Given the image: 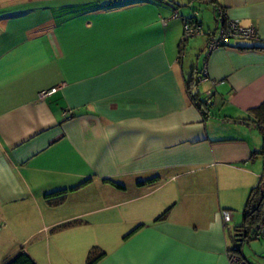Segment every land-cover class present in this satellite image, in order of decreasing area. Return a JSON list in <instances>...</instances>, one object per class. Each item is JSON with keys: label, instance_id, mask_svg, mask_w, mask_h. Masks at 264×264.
<instances>
[{"label": "crops", "instance_id": "obj_1", "mask_svg": "<svg viewBox=\"0 0 264 264\" xmlns=\"http://www.w3.org/2000/svg\"><path fill=\"white\" fill-rule=\"evenodd\" d=\"M119 2L0 0V217L40 220L28 239L49 235V264L51 247L71 264L95 247L105 254L96 264H230V253L258 264L244 244L260 241L264 259V241L252 230L236 252V235L264 175L250 113L264 104V0ZM221 7L260 40L209 51ZM194 17L205 35L182 47ZM205 68L194 92L203 102L211 92L208 116L188 92ZM76 187L58 206L46 198ZM28 239L24 251L46 264Z\"/></svg>", "mask_w": 264, "mask_h": 264}, {"label": "trees", "instance_id": "obj_2", "mask_svg": "<svg viewBox=\"0 0 264 264\" xmlns=\"http://www.w3.org/2000/svg\"><path fill=\"white\" fill-rule=\"evenodd\" d=\"M109 5H110V3H109ZM222 9L225 10L224 8H222ZM175 15L178 16L177 13ZM215 18H216V10H215ZM192 21L198 22V24L201 25L200 21L196 17H194L192 19L185 20L184 21V32H185V22H192ZM183 37H184V35H183ZM191 39H193V38H191ZM191 39L186 40V41H183V39H182L181 46L185 47L187 42L190 41ZM182 56H183V51H182ZM194 74H196V73L194 72ZM198 84H199V82H198L197 77H195V78L193 77L192 79H190L188 81V92H189L190 98L197 104V106L204 112V114L208 116L209 115L208 107L211 103H208L207 100H205L203 102L200 99L199 94L197 92L196 93L194 92L196 87H198ZM206 98H207V96H206ZM250 113L256 117V119L258 120L257 127L264 134V104L261 105L260 107L256 108V109H253ZM88 182L89 181H86L81 186L86 185ZM149 182H153V181L151 180ZM114 186L122 188L121 186L116 185V184H114ZM80 187H78V188H80ZM78 188L76 187V188H73L70 190L58 191L56 193H52V194L47 195L46 198L48 199V201L50 202L51 205L58 206V205L63 203L65 198L70 193L74 192ZM167 213L168 212H166L164 215H162L158 220H162L167 215ZM263 216H264V175L260 179L259 184L251 190L248 201H247L246 206H245L244 211H243V224H242V232L241 233L243 234V238L245 241L246 240H248V241L253 240L251 237V232L254 229V227L260 222V220ZM82 224H83V222L78 221V220L73 221V222H69V223H66L64 225H61L59 227L52 229L51 233L63 231V230L69 229V228H74V227L80 226ZM140 228H141V226L138 227L137 229H135L132 233L139 230ZM236 252H239V251H236ZM104 255L105 254L102 252L100 253L99 249L96 247L91 249V251L89 252L88 257H87V264H96L101 258L104 257ZM7 264H37V263L22 248L18 253H16L12 257V259Z\"/></svg>", "mask_w": 264, "mask_h": 264}, {"label": "built area", "instance_id": "obj_3", "mask_svg": "<svg viewBox=\"0 0 264 264\" xmlns=\"http://www.w3.org/2000/svg\"><path fill=\"white\" fill-rule=\"evenodd\" d=\"M177 17V15H176ZM216 20L219 25L218 34L211 37L207 45L209 51H213L220 47H225L230 44L232 40H247V41H259L260 36L254 27H245L239 20H230L227 13L222 8L216 9ZM205 35L203 28L198 22H185V32L183 41L191 38ZM207 69L205 68L198 78L199 83L206 81ZM59 90V87L52 88L48 91H43L39 94V100L44 101L47 98L55 95ZM211 92L207 93V102L210 103ZM222 219L224 223L232 222L233 215L230 211H222ZM253 237L257 240L264 241V216L260 222L253 229ZM230 264H250L243 256L238 253L229 254Z\"/></svg>", "mask_w": 264, "mask_h": 264}, {"label": "rangeland", "instance_id": "obj_4", "mask_svg": "<svg viewBox=\"0 0 264 264\" xmlns=\"http://www.w3.org/2000/svg\"><path fill=\"white\" fill-rule=\"evenodd\" d=\"M118 1H120L119 3H122V1L124 2L126 0H118ZM201 7L203 8V13L206 12L208 9L206 5H203ZM210 18H211L210 22H212L211 24H213V21H214L213 16ZM215 22H216V20H215ZM215 24L217 26V23H215ZM44 217L45 218L49 217V213L45 212ZM40 224H41V222L39 220L32 227L31 226L24 227V226H22V224H20L18 222H16L13 225L8 226L6 223H4L3 218L0 217V264H7L12 259L14 254H16V252L18 253L23 248V246H21V244L26 239H28L30 235H32V233L34 232L33 231L34 228L40 226ZM48 236H46L45 234H42V235L41 234H35L30 239H28V241L25 244H23L26 246L25 248H27V249H30V248L36 249L38 254L41 257H44L43 259L46 260V264H49V262H48L49 256L47 254V250L49 248V243H47V237ZM50 236H52V233H50ZM45 238H46V242H45ZM257 242H260V241H252L249 244H247V242H245L246 244H244L245 245L244 246V254L249 260L253 261V258H254L260 264H264V259L261 256L256 257L257 252L254 249L253 244H255ZM53 244H54V240L52 242V245ZM53 250H54V248H53ZM53 250L51 247V254H52V258H53V262H54L53 264H71L67 261H62L60 259H57L58 257L55 259ZM67 251L71 253L70 250H67ZM58 261H59V263H58ZM85 264H87V263H85Z\"/></svg>", "mask_w": 264, "mask_h": 264}, {"label": "water", "instance_id": "obj_5", "mask_svg": "<svg viewBox=\"0 0 264 264\" xmlns=\"http://www.w3.org/2000/svg\"><path fill=\"white\" fill-rule=\"evenodd\" d=\"M236 236H237V243H238V251L241 252L242 251L241 244L243 241V234L240 233V234H237Z\"/></svg>", "mask_w": 264, "mask_h": 264}]
</instances>
